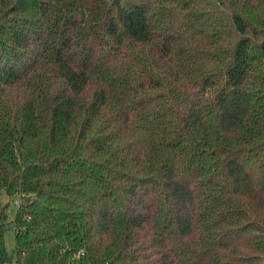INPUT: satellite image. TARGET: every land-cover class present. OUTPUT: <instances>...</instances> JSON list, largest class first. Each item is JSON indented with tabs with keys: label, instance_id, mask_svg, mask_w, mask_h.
Listing matches in <instances>:
<instances>
[{
	"label": "trees",
	"instance_id": "obj_1",
	"mask_svg": "<svg viewBox=\"0 0 264 264\" xmlns=\"http://www.w3.org/2000/svg\"><path fill=\"white\" fill-rule=\"evenodd\" d=\"M1 191L0 264H264V0H0Z\"/></svg>",
	"mask_w": 264,
	"mask_h": 264
},
{
	"label": "rangeland",
	"instance_id": "obj_2",
	"mask_svg": "<svg viewBox=\"0 0 264 264\" xmlns=\"http://www.w3.org/2000/svg\"><path fill=\"white\" fill-rule=\"evenodd\" d=\"M17 196H8L4 191L0 192V203L9 202V206L7 207L8 212V220L11 221L15 214V207H16V201ZM4 242L7 251L11 255L12 261L16 258V252H15V231L11 224H8L5 231H4ZM5 264H10L9 262Z\"/></svg>",
	"mask_w": 264,
	"mask_h": 264
}]
</instances>
